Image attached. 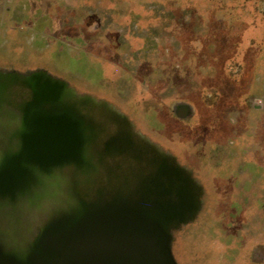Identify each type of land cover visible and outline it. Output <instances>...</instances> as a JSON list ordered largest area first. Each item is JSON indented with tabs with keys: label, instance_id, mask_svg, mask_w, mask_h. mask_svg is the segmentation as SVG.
I'll list each match as a JSON object with an SVG mask.
<instances>
[{
	"label": "rangeland",
	"instance_id": "1",
	"mask_svg": "<svg viewBox=\"0 0 264 264\" xmlns=\"http://www.w3.org/2000/svg\"><path fill=\"white\" fill-rule=\"evenodd\" d=\"M4 62L71 79L78 112L115 109L161 145L158 180L194 194L195 210L169 225L179 264H264V0H0ZM81 175L56 171L22 201L0 199L3 226L34 220L26 208L97 201L91 168Z\"/></svg>",
	"mask_w": 264,
	"mask_h": 264
},
{
	"label": "water",
	"instance_id": "2",
	"mask_svg": "<svg viewBox=\"0 0 264 264\" xmlns=\"http://www.w3.org/2000/svg\"><path fill=\"white\" fill-rule=\"evenodd\" d=\"M18 88H28L34 96L25 109L26 119L37 120L35 113L46 110L41 105H50L51 119L66 122L72 137L83 133L75 107H53L62 103L64 96H76L65 80L45 70L0 68V110L12 105L10 97L19 93ZM36 125L24 124L27 131L23 132V141L49 144L51 141L39 139L37 131L31 132ZM182 184L175 190L178 202L154 196L143 181L136 196L129 187H121L114 196L83 200V205H73L69 211H58L43 220L25 222L16 217L13 221L18 225L12 229L0 221V264H179L172 252L169 225L185 222L186 215L195 210L193 190ZM19 187L10 191L0 180V197L14 199ZM158 187L156 183L155 189Z\"/></svg>",
	"mask_w": 264,
	"mask_h": 264
},
{
	"label": "flooded vegetation",
	"instance_id": "3",
	"mask_svg": "<svg viewBox=\"0 0 264 264\" xmlns=\"http://www.w3.org/2000/svg\"><path fill=\"white\" fill-rule=\"evenodd\" d=\"M4 63L0 64L1 69L23 71V68L14 62L10 64L11 66ZM29 69L32 68L25 70ZM52 74L56 76L53 72ZM63 80L70 87L73 85L71 79L65 78ZM18 91L17 95L10 97L12 105H5L4 109L0 110V123L2 124L0 126V145L4 147L0 152V180H2L4 187L9 188L10 191L14 186H20L15 191L16 197L14 199L20 201L25 199L26 196H30L31 193L29 192H31L32 185L37 179L52 177L56 171L66 172L75 169L78 175L80 173L79 179L81 180L87 174L84 173L82 176L81 173L83 171L88 172L91 168L93 173L91 182L86 184L85 187L91 190L94 187L95 197L100 195L114 196L123 187L121 183L124 182H130L129 192L136 196L137 193L139 194L141 182L149 179L155 180L159 184V187L153 192L154 196H158L161 200H169L168 198H170V201H179L178 194L175 191L171 192L173 191L171 188L169 189L167 185H163L161 180H158L163 173L159 161L166 159L167 153L161 145L135 130L133 123L125 116L121 120L117 110L109 107L107 110L96 107L98 109L95 110V115L93 113V117L88 116L83 111H77L76 116L79 119L77 122L82 125L83 133H75L72 137L69 134L70 130H67L66 122L51 119L53 108L50 105H41L46 110L41 109L35 113L37 120L26 119L25 114H28V111H25V109L32 104L34 96L28 88H18ZM88 101L93 104L98 103L99 100L96 101L93 97L87 99L83 103L84 107L89 106ZM74 102L73 97L64 96L62 103L53 105V107L76 108ZM94 116L96 121L93 119ZM32 119L34 120V118ZM27 123H36V127L31 128V132L35 134L37 131L40 140L51 142L40 145L24 142L23 132L27 131L24 124ZM53 124L54 126H51ZM97 137L98 142L93 141ZM120 139L122 140L120 141ZM141 159L152 162L154 169L136 166L135 160L140 161ZM172 165L175 170L178 171L179 169L181 176H183L182 171H184V168L178 166L177 163ZM123 166L128 168V174H125V180L119 181L118 179L123 178L120 176ZM130 175L132 178H130ZM103 182L105 183L103 184ZM41 196H45L44 193ZM0 199L4 201L9 198L5 196L0 197ZM53 208L54 205L51 203V206L47 204L44 210L46 209V212L50 214L55 211V208ZM44 210H40L39 213L26 208L24 211L28 219L35 218L38 221L44 214Z\"/></svg>",
	"mask_w": 264,
	"mask_h": 264
}]
</instances>
